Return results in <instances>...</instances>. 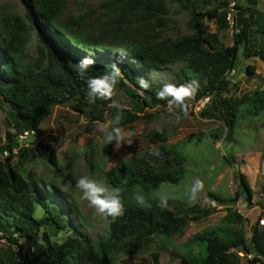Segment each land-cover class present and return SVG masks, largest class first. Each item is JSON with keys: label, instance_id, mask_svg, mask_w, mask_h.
<instances>
[{"label": "trees", "instance_id": "obj_1", "mask_svg": "<svg viewBox=\"0 0 264 264\" xmlns=\"http://www.w3.org/2000/svg\"><path fill=\"white\" fill-rule=\"evenodd\" d=\"M169 1L189 14L191 33L175 38L163 36L170 21ZM207 3L210 0H102L99 5L102 15L107 17L100 24L94 20L89 23L83 15L61 17L66 0H27L25 17L7 13L4 5H0V104L6 108L5 140L0 137V152L6 154L0 160V234L24 251V255L19 253V260L10 256L0 264H119L103 251L102 243H89L80 234L72 232L65 239L52 238L69 227L65 215L73 208L66 204L61 189L53 182L28 177L25 164L37 157L38 148L24 146L22 143L27 139L22 142L18 139L24 131L28 135H42L41 124L55 106H67L88 122L100 121L107 113L116 114L117 109L109 107L111 101L87 102V84L77 76L75 64L89 52H95L96 60L90 76L110 71L118 53H126L120 64L122 77L117 94L122 92L130 107L121 111L119 126L133 130L135 122L153 116L144 111L146 107L166 108L167 102L156 97L161 87L150 82L149 71L177 62L182 63L177 71V85L191 79L199 81L193 99L209 97L199 113L222 120L226 141L232 142L243 113L256 121L264 117V88L239 99L230 100L223 95L228 88V73L237 66L240 45L245 57L264 59V23L253 20L247 7L236 4L238 33L230 45L221 48L217 35L208 30L205 20L226 23V11L222 9L226 4L220 2L203 9ZM32 33L36 35V57L31 60L27 46ZM255 69L253 64L246 65L249 75ZM140 77L149 80V89L138 90ZM148 138L154 145L152 149L132 155L106 173L109 187L124 189L125 205L123 216L114 222L111 217L106 218L107 246L136 236H183L190 218L205 217L213 210L204 209L188 217L170 207L161 210L154 200L150 201L153 207L147 210L131 200L137 189L148 191L162 183L175 184L185 174V157L165 143L168 138L165 133L155 131ZM41 148L44 159L56 165L55 150L48 144ZM154 151L158 154L154 155ZM237 184L231 199L216 196L214 199L226 206L243 195L248 205L251 189L241 171L237 172ZM227 208L219 223L189 238L188 243H202L204 249L198 245L195 254H176L180 264H233L232 248L253 254L254 261L264 264V227L255 221L247 236L244 217ZM74 211L78 213L77 208ZM77 217L80 219V215ZM156 260L154 256V264Z\"/></svg>", "mask_w": 264, "mask_h": 264}, {"label": "rangeland", "instance_id": "obj_2", "mask_svg": "<svg viewBox=\"0 0 264 264\" xmlns=\"http://www.w3.org/2000/svg\"><path fill=\"white\" fill-rule=\"evenodd\" d=\"M102 0H66V6L61 17L69 15H83L89 21L100 24L107 16L102 15L103 10L99 3ZM225 3L222 8L232 14L231 23L226 18V23H220L214 19H206L208 30L218 37L219 47H226L234 40L238 33L236 19L238 8L236 4L247 7L253 16V20L264 23V0H210L204 4L203 9H209L217 3ZM27 0H0L7 13H15L25 17ZM170 13L169 23L163 30V36L178 37L192 32L188 24L189 14L181 11L178 4L167 2ZM36 35L32 33L31 41L27 46L28 58L36 57ZM237 66L228 73V88L223 95L226 99H239L244 94L264 88V59L243 55V47L239 46ZM181 62L172 63L155 70L156 78L149 76L150 82L162 87L166 83L177 84L178 68ZM256 66L255 72L249 75L246 65ZM140 94V92H138ZM115 100L124 108L130 107L129 99L122 93H118ZM0 137L5 140L6 108L0 104ZM203 107L197 100L188 102V116L179 124L174 122V116L168 105L166 108L159 106L146 107L145 112L153 116L149 119H140L135 122L133 130L127 126H121L125 131H132L131 146L125 144L118 151L114 150V144H106L102 135L97 131L98 122H104L113 118L111 114H105L102 120L88 122L84 116L74 112L67 106H55L52 114L41 124L44 133L40 136L29 134L24 146L38 148L37 157L26 162L25 167L29 178H37L45 182H53L60 191V195L73 208L65 215L69 227L62 229L54 240L65 239L70 233L80 234L89 243L103 244V251L115 258L119 264H154V256H157L155 264H180V258L176 255L196 253L197 246L204 249V244L188 243L189 238L199 230L212 227L220 222L226 214L227 207L239 212L245 219L244 227L246 235H250L251 225L258 221L264 227V117L256 121L253 116L243 113V118L236 124L232 142L226 141L225 127L218 116L207 118L199 113ZM176 111H179L178 109ZM193 112V113H192ZM155 131L167 135L166 144L185 157V174L180 182L162 183L156 189L143 191L151 201L155 190L160 189L169 194V207L177 213H185L193 217L198 211L213 209L207 216L188 221L183 236L171 235L169 237L151 236L134 237L126 239L123 243H115L107 246L106 240L108 222L105 217L98 215L87 201L81 198L82 194L75 188V182L81 176L88 175L98 182L108 186L106 173L118 163L127 162L134 155L153 148L149 142V136ZM48 144L56 154L57 164L48 163L42 156L41 145ZM170 147V148H172ZM6 154L0 152V160ZM227 157H232L228 159ZM245 174L251 189V200L248 205L243 195L238 199L228 202L226 206L220 205L214 196L222 199H231L238 188L237 172ZM199 178L204 183V189L196 201H189L186 190L190 183ZM78 209V213L74 210ZM40 215V212H37ZM77 214L80 219H77ZM263 223L261 224V222ZM0 234V261L6 262L10 256L19 260V253L24 251L16 245L8 242ZM234 258L233 264H260L254 261L253 254H248L239 249L230 251Z\"/></svg>", "mask_w": 264, "mask_h": 264}, {"label": "clouds", "instance_id": "obj_3", "mask_svg": "<svg viewBox=\"0 0 264 264\" xmlns=\"http://www.w3.org/2000/svg\"><path fill=\"white\" fill-rule=\"evenodd\" d=\"M119 56L115 62L110 65V71H106L100 76H90L89 72L96 63L95 52H89L75 64L77 76L84 80L87 84L86 99L89 104L96 103L97 100L111 101L109 107L116 108V114L113 118L104 122H98L97 131L102 135L105 143L114 144V150L118 151L123 145H132V137L135 135L132 131H125L120 125L121 111L124 106L113 98L117 94V85L119 84L122 71L120 64L123 63L126 53L119 52ZM151 78H156L155 70L149 71ZM139 89L147 90L151 87L148 79L140 77L138 80ZM199 89V81L195 79L189 80L187 83L164 84L156 93L158 100L167 102L169 109L172 110L174 122L179 124L184 117L188 116V102L192 100ZM179 111H176V110ZM154 155L158 154L155 151ZM125 183H127L125 181ZM75 188L82 194L81 198L88 202L89 206L95 212L105 218L111 217L114 222L117 218L125 213V205L122 201L121 187H107L103 183L98 182L95 178L88 175L81 176L75 182ZM204 189V183L199 178L193 180L186 190V196L189 201H196L199 194ZM131 200L141 209H151L153 207L150 199L146 197L142 190H135L131 195ZM151 200L156 202V207L161 210L169 208L170 196L167 192L160 189L155 190Z\"/></svg>", "mask_w": 264, "mask_h": 264}, {"label": "built area", "instance_id": "obj_4", "mask_svg": "<svg viewBox=\"0 0 264 264\" xmlns=\"http://www.w3.org/2000/svg\"><path fill=\"white\" fill-rule=\"evenodd\" d=\"M226 18L231 22L233 23L234 21V18L232 17V14L230 12H227V15H226ZM208 100H209V97L205 96V97H202L201 99H199V104L204 107L206 105V103H208ZM28 137V132L27 131H24L22 132L21 134H19L18 136V139L20 142H22V140L24 139H27ZM263 223V221L261 222V224ZM242 251V250H240Z\"/></svg>", "mask_w": 264, "mask_h": 264}]
</instances>
